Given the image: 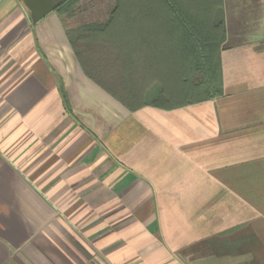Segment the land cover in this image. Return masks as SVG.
I'll return each mask as SVG.
<instances>
[{"label":"crops","instance_id":"1","mask_svg":"<svg viewBox=\"0 0 264 264\" xmlns=\"http://www.w3.org/2000/svg\"><path fill=\"white\" fill-rule=\"evenodd\" d=\"M223 14L221 94L162 109L159 52L0 0V264H264V0Z\"/></svg>","mask_w":264,"mask_h":264},{"label":"trees","instance_id":"2","mask_svg":"<svg viewBox=\"0 0 264 264\" xmlns=\"http://www.w3.org/2000/svg\"><path fill=\"white\" fill-rule=\"evenodd\" d=\"M81 0H65L54 12L71 14ZM69 41L110 42L119 65L134 72L137 56L159 52L161 61L146 60L147 75H161L160 92L151 105L173 109L211 99L222 92L219 50L225 42L223 0H115L105 22L84 25ZM123 51V52H121ZM158 79V78H157Z\"/></svg>","mask_w":264,"mask_h":264},{"label":"rangeland","instance_id":"3","mask_svg":"<svg viewBox=\"0 0 264 264\" xmlns=\"http://www.w3.org/2000/svg\"><path fill=\"white\" fill-rule=\"evenodd\" d=\"M114 1L81 0L72 9L71 14L63 13L62 15L64 16V21L69 28L70 34L75 36L76 33L74 30L84 25L105 22L114 6Z\"/></svg>","mask_w":264,"mask_h":264},{"label":"water","instance_id":"4","mask_svg":"<svg viewBox=\"0 0 264 264\" xmlns=\"http://www.w3.org/2000/svg\"><path fill=\"white\" fill-rule=\"evenodd\" d=\"M65 0H21L32 21L36 22L53 12Z\"/></svg>","mask_w":264,"mask_h":264}]
</instances>
